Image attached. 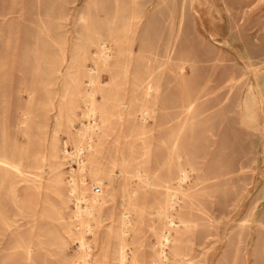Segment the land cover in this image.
<instances>
[{
  "label": "rangeland",
  "instance_id": "obj_1",
  "mask_svg": "<svg viewBox=\"0 0 264 264\" xmlns=\"http://www.w3.org/2000/svg\"><path fill=\"white\" fill-rule=\"evenodd\" d=\"M0 264H264V0H0Z\"/></svg>",
  "mask_w": 264,
  "mask_h": 264
},
{
  "label": "built area",
  "instance_id": "obj_2",
  "mask_svg": "<svg viewBox=\"0 0 264 264\" xmlns=\"http://www.w3.org/2000/svg\"><path fill=\"white\" fill-rule=\"evenodd\" d=\"M94 191L95 192H98L99 191V188L98 187H94Z\"/></svg>",
  "mask_w": 264,
  "mask_h": 264
}]
</instances>
